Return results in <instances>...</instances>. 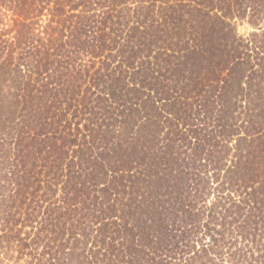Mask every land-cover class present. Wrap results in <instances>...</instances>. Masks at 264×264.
I'll list each match as a JSON object with an SVG mask.
<instances>
[{"label":"trees","instance_id":"obj_1","mask_svg":"<svg viewBox=\"0 0 264 264\" xmlns=\"http://www.w3.org/2000/svg\"><path fill=\"white\" fill-rule=\"evenodd\" d=\"M249 11L260 29L264 0H0V264H264Z\"/></svg>","mask_w":264,"mask_h":264},{"label":"rangeland","instance_id":"obj_2","mask_svg":"<svg viewBox=\"0 0 264 264\" xmlns=\"http://www.w3.org/2000/svg\"><path fill=\"white\" fill-rule=\"evenodd\" d=\"M251 14L252 13L249 11L247 17L243 20H241L239 17L235 18L234 25H233V28H234L233 32L236 34L238 39L241 38L245 41L247 39L253 38L254 33H259L261 31H264V22L259 27L260 29L254 28V26L250 23L249 19H250ZM48 23H49V17L47 15H44L43 17H41L39 25L35 26V33L34 34L40 35L42 32H46L47 28H45V27L48 26ZM1 29H6V27H0V31H1ZM48 31H49V29H48ZM176 33L177 32H175V40L177 38ZM261 39L262 38L259 36V40H261ZM175 51H176V46H175ZM263 56L264 55H261V58H263ZM102 59H103V57L99 58L98 61L101 62ZM176 64H177V62L175 61V65ZM253 64H254V67H256L255 59H254ZM256 69H257V67H256ZM186 78H187V75L185 76V75H182L181 73H179V74L175 73V98H179L183 94L181 89L184 90V94H188L190 87L189 88L185 87V85L188 84V81H186ZM258 80H259V78H258ZM261 87H262V85H261ZM175 101H177V100H175ZM167 131H168V129H165L164 134L161 133L160 139L165 137V134L167 133ZM203 134L208 135V136H215L209 130H206ZM172 137H174V139H175V137H177V136L174 133L172 135Z\"/></svg>","mask_w":264,"mask_h":264}]
</instances>
